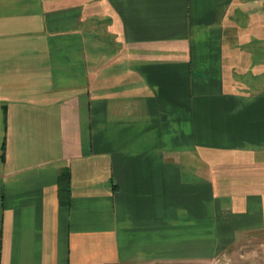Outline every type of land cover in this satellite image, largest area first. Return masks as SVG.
<instances>
[{
	"label": "crops",
	"instance_id": "0c3cea01",
	"mask_svg": "<svg viewBox=\"0 0 264 264\" xmlns=\"http://www.w3.org/2000/svg\"><path fill=\"white\" fill-rule=\"evenodd\" d=\"M259 233L264 0H0V264H220Z\"/></svg>",
	"mask_w": 264,
	"mask_h": 264
},
{
	"label": "rangeland",
	"instance_id": "374dc122",
	"mask_svg": "<svg viewBox=\"0 0 264 264\" xmlns=\"http://www.w3.org/2000/svg\"><path fill=\"white\" fill-rule=\"evenodd\" d=\"M227 260L220 264H264V233L254 235L253 238L244 242H235L227 250ZM249 255L244 259L246 256ZM256 255L258 260H256ZM230 258V259H229Z\"/></svg>",
	"mask_w": 264,
	"mask_h": 264
},
{
	"label": "trees",
	"instance_id": "16d2710c",
	"mask_svg": "<svg viewBox=\"0 0 264 264\" xmlns=\"http://www.w3.org/2000/svg\"><path fill=\"white\" fill-rule=\"evenodd\" d=\"M69 182L67 173H63L58 181V200L63 205H66L69 201Z\"/></svg>",
	"mask_w": 264,
	"mask_h": 264
}]
</instances>
